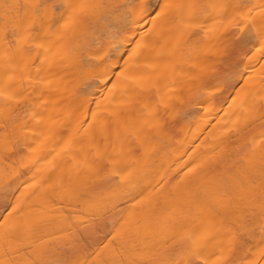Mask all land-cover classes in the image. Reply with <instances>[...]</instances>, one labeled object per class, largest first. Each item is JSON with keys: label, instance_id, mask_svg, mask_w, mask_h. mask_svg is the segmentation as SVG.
Listing matches in <instances>:
<instances>
[{"label": "bare ground", "instance_id": "bare-ground-1", "mask_svg": "<svg viewBox=\"0 0 264 264\" xmlns=\"http://www.w3.org/2000/svg\"><path fill=\"white\" fill-rule=\"evenodd\" d=\"M0 264H264V0H0Z\"/></svg>", "mask_w": 264, "mask_h": 264}]
</instances>
